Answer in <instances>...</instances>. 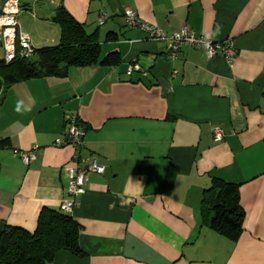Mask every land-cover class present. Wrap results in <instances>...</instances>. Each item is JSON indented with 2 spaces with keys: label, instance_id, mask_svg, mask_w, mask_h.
<instances>
[{
  "label": "crops",
  "instance_id": "obj_1",
  "mask_svg": "<svg viewBox=\"0 0 264 264\" xmlns=\"http://www.w3.org/2000/svg\"><path fill=\"white\" fill-rule=\"evenodd\" d=\"M19 2L17 21L34 47L59 42L51 18L62 5L95 34L100 59L114 56L0 93V233L33 232L42 208L74 199L84 255L62 250L49 264H264V0ZM123 7L165 34L186 26L228 38L234 58L208 59L188 45L169 57L170 42L128 25ZM21 100L30 111L14 110ZM68 115L84 131L80 155L104 166L75 197L65 171L73 150L53 146ZM33 146L28 165L12 151ZM214 177L240 184L245 217L235 242L207 226L201 200Z\"/></svg>",
  "mask_w": 264,
  "mask_h": 264
},
{
  "label": "trees",
  "instance_id": "obj_2",
  "mask_svg": "<svg viewBox=\"0 0 264 264\" xmlns=\"http://www.w3.org/2000/svg\"><path fill=\"white\" fill-rule=\"evenodd\" d=\"M51 20L60 28L59 42L52 46L35 47V54L30 58L16 57L7 63L2 58L0 93L27 79L60 77L66 75L72 66L107 63L113 59L114 55L100 59L95 34L87 33L84 25L62 5L54 9ZM80 124L78 120V126ZM239 187L238 183L214 177L201 200L209 229L233 242L243 232L245 217ZM70 213L60 208H42L33 232L18 226H4L0 233V264H49L62 250L77 257L83 256L79 245L81 227Z\"/></svg>",
  "mask_w": 264,
  "mask_h": 264
},
{
  "label": "built area",
  "instance_id": "obj_3",
  "mask_svg": "<svg viewBox=\"0 0 264 264\" xmlns=\"http://www.w3.org/2000/svg\"><path fill=\"white\" fill-rule=\"evenodd\" d=\"M21 12L19 0H4L0 9V44L3 49V59L7 63L16 57L30 58L35 54L30 37L21 31L17 16ZM122 15L126 23L130 26H138L147 33L149 38L170 42L169 57H175L180 48L184 45L194 47L203 51L208 59L215 56L223 57L228 63L234 58L233 41L224 39L213 41L201 35H197L186 26L181 27L178 31L171 34H165L153 25L144 22L135 11L129 7H123ZM99 22L106 19V14L101 12ZM134 66H129L128 73H131ZM65 132L55 139L53 146L72 148L73 154L71 159L65 165L66 177L68 179L67 191L69 195L75 197L83 194L85 183L89 172L101 174L104 166L99 164L95 158L84 157L80 155V150L84 144V131L78 126L76 115L66 117ZM214 141H220L223 133L220 127L212 129ZM13 154L28 165L36 159L38 146H33L28 150L13 149ZM75 206L74 199L63 200L59 208L61 211L72 212Z\"/></svg>",
  "mask_w": 264,
  "mask_h": 264
},
{
  "label": "clouds",
  "instance_id": "obj_4",
  "mask_svg": "<svg viewBox=\"0 0 264 264\" xmlns=\"http://www.w3.org/2000/svg\"><path fill=\"white\" fill-rule=\"evenodd\" d=\"M22 109L25 110V111H30L31 110L30 107H25L24 101L21 100V101H18L17 102L14 110L17 113H20L22 111Z\"/></svg>",
  "mask_w": 264,
  "mask_h": 264
},
{
  "label": "rangeland",
  "instance_id": "obj_5",
  "mask_svg": "<svg viewBox=\"0 0 264 264\" xmlns=\"http://www.w3.org/2000/svg\"><path fill=\"white\" fill-rule=\"evenodd\" d=\"M20 24H22V21L20 22ZM25 33V32H24ZM1 52V51H0ZM32 59H34V58H32Z\"/></svg>",
  "mask_w": 264,
  "mask_h": 264
}]
</instances>
